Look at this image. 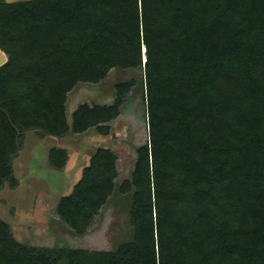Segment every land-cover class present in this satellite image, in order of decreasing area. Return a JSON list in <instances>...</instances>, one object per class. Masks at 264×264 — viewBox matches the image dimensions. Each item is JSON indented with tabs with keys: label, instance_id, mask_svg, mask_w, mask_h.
<instances>
[{
	"label": "trees",
	"instance_id": "trees-1",
	"mask_svg": "<svg viewBox=\"0 0 264 264\" xmlns=\"http://www.w3.org/2000/svg\"><path fill=\"white\" fill-rule=\"evenodd\" d=\"M0 52V188L17 185L26 132L82 133L132 87L79 107L69 130L77 83L142 69L148 125L129 179L115 182L117 157L99 150L59 206L85 235L113 195L129 197L127 240L24 246L0 219V264H264V0H0ZM66 161L51 150L52 167Z\"/></svg>",
	"mask_w": 264,
	"mask_h": 264
},
{
	"label": "rangeland",
	"instance_id": "rangeland-1",
	"mask_svg": "<svg viewBox=\"0 0 264 264\" xmlns=\"http://www.w3.org/2000/svg\"><path fill=\"white\" fill-rule=\"evenodd\" d=\"M9 1L18 2L23 0ZM3 63L4 58L0 56V65ZM120 83H130L132 85L131 90L126 94L125 106L123 108L125 112L124 116H129L128 118L132 119L127 122L128 126L131 125L132 128L134 127L133 119L137 121V124L140 122L143 126V122H146L147 115L146 94L143 71L140 68L112 69L107 77L98 84L77 83L69 92L70 101H74L75 99L80 101L82 98L81 101L89 102L91 105H94L95 100L100 103H107L113 100L115 86ZM95 95L96 98L97 96L105 97V102L103 100L100 101L99 98H94ZM133 108L138 113L136 118L131 116L134 113L132 111ZM124 116L120 119L121 124L119 125L121 126L116 131L118 137L116 136L117 138H114L116 141L114 143L120 148L118 154L120 158L116 168L119 176L115 181L118 184L130 178V172L136 159L135 153L131 148L130 152H128L129 154L123 149L125 148V144H127L126 142L139 146L144 145L146 140H148V132L145 127L141 138L139 137L140 135L135 136L136 131L135 133L131 129L125 131L122 126L126 123ZM69 140V143L73 144L72 147H74L80 139L76 140L74 136V138H70ZM85 145L83 148H86ZM22 154L26 155L28 152ZM23 155L16 160L13 171L17 185L10 186L8 182H5L0 188V219L10 224L13 237L17 241L34 246L43 245L54 248L64 247L70 249L113 251L119 243L128 239L131 234L127 211L130 202L129 197H121L119 194L113 195L110 198L98 216L95 217L88 233L85 235H77L71 227L66 226L62 221H58L56 214H53V210H51L52 214L49 215L50 218H47V216L41 218L32 217V215H36V212L33 214L31 212L33 206L36 208L40 200L45 198L44 194H47V192L51 194L47 199L50 202L51 209L54 207L56 197L59 199L64 194L61 191L66 188L64 186L65 178L63 174L56 171L47 174L45 168L41 166L39 159L34 162V172L39 173V177L37 178L38 174L35 175L33 170H30L27 165L30 157L29 154L26 156ZM36 197L39 198V201ZM34 201H36V205Z\"/></svg>",
	"mask_w": 264,
	"mask_h": 264
},
{
	"label": "crops",
	"instance_id": "crops-1",
	"mask_svg": "<svg viewBox=\"0 0 264 264\" xmlns=\"http://www.w3.org/2000/svg\"><path fill=\"white\" fill-rule=\"evenodd\" d=\"M6 1L11 2L9 0H6ZM23 1H26V0H23ZM0 56L2 58H4L3 55L1 54V52H0ZM4 61H5V58H4ZM69 94L70 93L67 94L66 102H65V118H66V122H67V125L69 127V130L71 129V126H72L73 115L78 110L79 107L84 106V105H86L90 108H92L94 106L112 107L115 105V101H116V90H115V96H114L113 100H110L107 103H100L99 101L95 100V102L93 103L94 105L89 104V102L81 101L82 98L80 99V101H77V99H75L76 101L75 100L70 101L71 98H70ZM94 98H96V95ZM97 98H99L100 101L103 100L105 102V97H98L97 96ZM125 99H124V101H125ZM124 106H125V102H122V104L118 108V113L115 117L109 119L108 121L97 123V125L96 124L95 125H88L86 127L85 131H83L82 133H74V132L70 131L64 137H56V136H51V135H46L44 137L43 136L41 137L38 134H36V132H34V131H28L25 133L24 136H26V137H24L23 144H22L17 156L13 160V171L15 168L16 160L19 159L23 155L22 153L28 152L30 157L28 159L27 165L29 166L30 170H33V172H34V168H35L34 162L37 159H39V161H41V163H40L41 166H43V168H45V172L47 174H51V173H53V171H56V172L64 175V178H65V182H64L65 185L64 186L66 187L65 189H63L61 191L62 193H64L63 196L60 197L59 199H57V197H56V200H55L56 202H55L54 207H52V209L50 206V202L47 200L50 197L49 195H51L50 192H47V194H44L45 198L40 200L38 206L36 205V201H34L36 208H34V206H33V209L31 212H32V214L34 212H36V215H32V217L35 216V217L41 218L43 216H47V218H50L49 215L52 214L51 210H53V214H56L58 221H62L60 214H59V206L62 203L63 198L66 197L70 193L74 184H76V182L80 179L82 170L86 166H88V164L90 163L91 157H93L97 153V151L106 150V151H110L113 154H115L117 157V161H116V168H117L118 161L120 158L118 156V154L120 152V148L117 146V144L114 143V142H116L114 140V138L116 139L118 137V134L116 133V131H117V128H119L121 126V125H119V124H121L120 119L125 114L124 109H123ZM134 108L132 109V111L134 113H132L131 116H133V118H136V115L138 116V113L136 112V110ZM125 117L128 118L129 116H124L126 123H125V125H122V126L124 127L125 131H128L130 129L134 133L136 131L135 136L140 135L139 136L140 138L142 136V132H143L144 127H145L146 131L148 132L147 120H146V122L145 121L143 122V126H142V124L140 122L137 124V121L135 119H133L134 127L132 128L131 125L128 126V123H127L128 121H131L132 119L128 118V120H127V118H125ZM138 120L140 121V119H138ZM144 120H145V118H144ZM100 128H104V130H106V131H104L105 133H102ZM74 136H75L76 140H79V139L80 140L78 141L77 145L74 144L75 146L72 147L73 144L69 143V141H70L69 139L74 138ZM30 137H32V138H30ZM46 139H48V140H46ZM118 140H117V142H118ZM46 141H47V143H46ZM86 142H87V144H86ZM146 142H147V140H146ZM126 143L127 144H125V148H123V149H125L127 154H129L128 152H130V148L135 153V149L137 147L142 146V145L138 146V145H135L133 143L131 145L128 142H126ZM84 145L86 148H83ZM25 146H27V147L25 148ZM52 149L64 150L66 152L67 161H66L63 168L55 169L54 167L51 166V164L49 162V155H50V152ZM28 154H26V155H28ZM26 155H23V156H26ZM34 174L35 175L38 174L37 178L39 177V173L34 172ZM118 176H119V172H118ZM118 176H117V178H118ZM42 177H43V175H42ZM58 190H60V189H58ZM48 191H50V190H48ZM36 199H38V201H39L38 197H36ZM5 223L9 226L10 232L12 234L10 224L7 222H5ZM64 224L66 226H68L66 223H64ZM12 236H13V234H12ZM13 238L15 239V237H13ZM17 242L21 245H24V246L30 245V244L20 243V241H17ZM30 246L31 247H42V248H54V247H47V246H43V245H36V246L30 245Z\"/></svg>",
	"mask_w": 264,
	"mask_h": 264
}]
</instances>
